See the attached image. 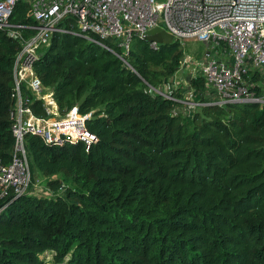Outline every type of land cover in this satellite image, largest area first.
<instances>
[{"label": "trees", "instance_id": "trees-1", "mask_svg": "<svg viewBox=\"0 0 264 264\" xmlns=\"http://www.w3.org/2000/svg\"><path fill=\"white\" fill-rule=\"evenodd\" d=\"M26 9L17 2L10 20H30ZM18 49L0 30V162L14 142ZM182 55L178 41L152 47L134 35L125 62L83 36L53 33L34 71L60 113L89 114L96 140L87 147L26 133L31 181L39 172L53 190L60 175L76 187L39 195L31 182L0 199V264H264V105L172 114L176 102L150 87L172 76ZM30 106L49 116L40 99ZM48 250L51 262L41 256Z\"/></svg>", "mask_w": 264, "mask_h": 264}, {"label": "built area", "instance_id": "built-area-1", "mask_svg": "<svg viewBox=\"0 0 264 264\" xmlns=\"http://www.w3.org/2000/svg\"><path fill=\"white\" fill-rule=\"evenodd\" d=\"M19 1L26 4L30 20H10ZM153 27L164 29L174 41L192 40L200 47L180 59L179 67L184 61L191 64L184 80L173 74L158 87H150L176 102L172 114H186L205 104L264 105V0H0V30L19 44L13 58L9 112L14 142L10 160L0 162V199L25 193L31 182L35 184L26 155V133H39L46 142H60L63 135L80 138L87 147L96 140L84 125L89 114H79L76 106L64 118L50 117L58 111L53 91L43 85L33 64L53 33L83 36L126 62L132 37H142ZM196 79L202 80L198 88ZM34 98L42 101L48 117L33 113ZM73 112L77 117L69 122L70 127L56 125Z\"/></svg>", "mask_w": 264, "mask_h": 264}, {"label": "rangeland", "instance_id": "rangeland-1", "mask_svg": "<svg viewBox=\"0 0 264 264\" xmlns=\"http://www.w3.org/2000/svg\"><path fill=\"white\" fill-rule=\"evenodd\" d=\"M158 1H162V0H158ZM180 47L183 50V54L184 53H194L196 52L195 50H200V47L197 46V43L192 41V40H187L184 41V43H180ZM191 64L189 62L184 61L182 63V65L175 71L173 77L175 79L178 80H184L187 77V71L190 68ZM67 116V113H60L59 111H57L56 114H52L50 113V117H54L56 119H60V118H64ZM77 117V114H71L69 116L68 119L66 120H62V121H58V123L56 125L61 126V127H70L69 122L70 121H75V118ZM57 177V176H53L52 178ZM59 178L61 179V184L57 189H51V187L49 186V184H47V181L49 179V177H45L42 174H40L39 172L35 173V184H31V187L35 189V193L39 194V195H46V192L50 190V192H52L51 196H55L56 194H62L64 192V189L66 187H76L74 183H72L69 179L64 178L63 176H59ZM50 196V194H49ZM41 256L43 257L44 260H47L48 262H51V258L47 259V255L45 253H42Z\"/></svg>", "mask_w": 264, "mask_h": 264}, {"label": "water", "instance_id": "water-1", "mask_svg": "<svg viewBox=\"0 0 264 264\" xmlns=\"http://www.w3.org/2000/svg\"><path fill=\"white\" fill-rule=\"evenodd\" d=\"M142 38L147 41H156L159 43H170L173 41L172 35L159 27H153L144 32Z\"/></svg>", "mask_w": 264, "mask_h": 264}, {"label": "bare ground", "instance_id": "bare-ground-1", "mask_svg": "<svg viewBox=\"0 0 264 264\" xmlns=\"http://www.w3.org/2000/svg\"><path fill=\"white\" fill-rule=\"evenodd\" d=\"M64 127V126H63ZM67 128V127H64ZM72 130V129H71ZM73 131V130H72ZM47 255V259H50L52 257V250H48L44 252Z\"/></svg>", "mask_w": 264, "mask_h": 264}]
</instances>
